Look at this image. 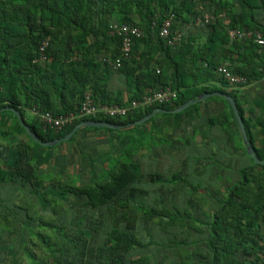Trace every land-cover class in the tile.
<instances>
[{
    "label": "trees",
    "instance_id": "obj_1",
    "mask_svg": "<svg viewBox=\"0 0 264 264\" xmlns=\"http://www.w3.org/2000/svg\"><path fill=\"white\" fill-rule=\"evenodd\" d=\"M200 7L212 18L197 26ZM170 17L171 31L183 32L175 45L159 36ZM112 23L143 31L116 70L103 61L121 53V38L108 35ZM229 29L264 34V0H0V108L17 110L40 141H50L86 120L133 123L218 91L234 99L262 160L264 47L231 40ZM220 65L247 85H230L215 73ZM114 75L120 90L110 86ZM165 87L177 93L170 103L80 118L57 131L32 113L76 112L87 90L126 105ZM90 129L122 131L126 141L104 157L110 167L101 177L76 184L44 170L66 142L42 147L11 111L0 112V264H264V165L248 156L225 99L122 130L83 127L68 142ZM67 249L78 258L69 262Z\"/></svg>",
    "mask_w": 264,
    "mask_h": 264
},
{
    "label": "built area",
    "instance_id": "obj_2",
    "mask_svg": "<svg viewBox=\"0 0 264 264\" xmlns=\"http://www.w3.org/2000/svg\"><path fill=\"white\" fill-rule=\"evenodd\" d=\"M201 15L195 20L197 26L208 23L212 15L200 7ZM173 17L165 19L159 31V36L166 41L168 45L177 44L183 35L182 31H171ZM109 36H118L121 38V53L114 61L103 59L112 66L114 70L118 69L123 59L129 57L134 39L143 37V31L128 24L112 23L108 29ZM228 36L231 40L253 41L260 47H264V34L260 30H237L229 29ZM47 46V41H44L38 48L40 61H45L44 51ZM215 73L222 76L230 85L234 87L246 86L248 80L240 75L231 73L225 65H220L216 68ZM177 93L170 87L154 90L150 93L142 95L139 99L131 101L126 105L108 104L99 99H94L92 92L87 90L84 94L83 101L76 112L67 114L53 115L49 112H39L33 110L32 113L39 119L44 128H50L55 131L62 129L65 126L71 125L74 121L80 118H116L125 117L138 109H147L155 105L170 103L175 100Z\"/></svg>",
    "mask_w": 264,
    "mask_h": 264
},
{
    "label": "crops",
    "instance_id": "obj_3",
    "mask_svg": "<svg viewBox=\"0 0 264 264\" xmlns=\"http://www.w3.org/2000/svg\"><path fill=\"white\" fill-rule=\"evenodd\" d=\"M110 86L112 89L120 90L123 87V83L121 82L119 77L114 75L110 82ZM197 122L199 125L204 124V117H200ZM114 133L115 132H106L103 130L94 129L86 130L79 135L77 139L78 142H76L69 148V152H66L67 148L65 147V145L64 147H62L64 149L63 153L60 152L61 148L56 149V151H51V159H57L58 156H60L63 158L64 163L65 161H68L67 156H74V159L76 161L75 163H73L74 167H71V169L73 168V170L72 172H70V174H74L75 176L79 177V180H81L82 176L87 173V177L86 179H84L85 182L80 183H92V180L98 177L97 172H99L100 174V169L97 172L94 169L95 165H98V163H95L96 159L104 158L107 155H109L110 158L118 155L122 146L121 142L126 141V137L124 135L117 136ZM100 147H103L104 149H100ZM54 153L56 154L54 155ZM68 154L71 155L69 156ZM50 162L52 164L53 160H50ZM51 164H49V166ZM66 167L67 164H64V168ZM63 173L65 172L63 171Z\"/></svg>",
    "mask_w": 264,
    "mask_h": 264
},
{
    "label": "water",
    "instance_id": "obj_4",
    "mask_svg": "<svg viewBox=\"0 0 264 264\" xmlns=\"http://www.w3.org/2000/svg\"><path fill=\"white\" fill-rule=\"evenodd\" d=\"M209 97H220V98L225 99L229 103V105H230V107H231V109L233 111V114L235 116V119L237 121V124H238V127H239V131H240V134H241V137H242L243 145L246 148V152H247L248 156L256 164L264 165V159L259 160L256 157V155H255L254 149L250 145V142L248 140V137H247V134H246V131H245V128H244V124L242 122L241 117L239 116L238 109H237V106H236V103H235L234 99L231 96L225 95V94H223L221 92H218V91L212 92V93L201 94L196 99H190V100L186 101L185 103L181 104L179 107H177V108H175L173 110H167L165 108L157 107V108L153 109V111H151L150 113H148L147 115H145L144 117H142L141 119H139V120H137V121H135L133 123L112 124V123H106V122H103V121L86 120V121H83V122H80L79 124H77L72 129V131L67 133L64 137L53 139V140H50V141H40L39 138L37 137V135L34 132H32L29 129V127L24 123V121H23V119L21 117V114L17 110H15L13 108H10V107H5V108H0V112H2V111H11L17 117L20 125L26 131V134L28 135V137L30 139H32L34 142L38 143L42 147H52V146L58 145L61 142L68 141L75 132H77L79 129H81L83 127H95V128H108V129H112V130H122V129H125V128H128V127H131L133 125H141V124L145 123L146 121H148L150 118L154 117L156 114L182 112L183 110H185L189 106H191V105H193V104H195L197 102L203 101V100H205V99H207Z\"/></svg>",
    "mask_w": 264,
    "mask_h": 264
},
{
    "label": "rangeland",
    "instance_id": "obj_5",
    "mask_svg": "<svg viewBox=\"0 0 264 264\" xmlns=\"http://www.w3.org/2000/svg\"><path fill=\"white\" fill-rule=\"evenodd\" d=\"M259 90V87H254V88H252L251 90H250V95L248 96V98H252V97H254V95H255V93H256V91H258ZM251 105V104H250ZM247 109V108H246ZM31 117H30V115L29 114H26V119H30ZM115 135H117V136H119V135H124V133L122 132V131H117V132H115L114 133ZM79 137V135L76 137V138H78ZM75 138V139H76ZM25 142H27L26 140H25ZM66 143L64 144L65 145V147L67 148V151L66 152H69V148L72 146V145H74V140L72 141V142H68V141H65ZM100 149H104L103 147H100ZM55 151H56V148H55ZM116 151V150H115ZM60 152H64V149H61L60 150ZM59 152V153H60ZM56 153H54V155H55ZM61 154V153H60ZM67 155V154H66ZM66 155H65V158H66ZM69 156L71 155V154H68ZM59 158V159H58ZM58 158L57 159H51V160H53V162H52V164H51V162L49 161V163L51 164L50 166H47L46 165V167H45V171L47 172V173H53L54 175H66L67 177H69V178H71V181H73L74 183H76V184H78V183H80V182H85V180L84 179H86V177H87V173H85L83 176H82V179L81 180H79V177H77V176H75L74 174H70V172H72V170H73V168L71 169V167H74V164L73 163H75V159H74V156H70V157H68L67 156V158H68V161L66 162H64L63 163V158L62 157H60V156H58ZM67 160V159H66ZM105 162V163H104ZM110 161L109 160H105L104 158H100V159H96V161H95V163H98V165L96 164L95 165V167H94V169L96 170V172L100 169V174H99V172H97V175H98V178L99 177H101L104 173L102 172V170L104 171V170H107L106 168H109L110 167V164H107V163H109ZM101 163H103V165L100 164ZM64 164H67V167L66 168H64ZM63 171L65 172V173H63ZM82 171V170H81ZM81 171H80V173H81ZM105 172V171H104ZM44 174V173H43ZM65 178H64V176H61L60 177V180H64ZM64 181H66V180H64ZM182 206H183V201H182V204H181ZM181 206V207H182ZM65 253H66V255H67V260L69 261V262H71V261H73V260H75V258H78L77 256L78 255H76V254H73L72 252H70L68 249L65 251ZM91 256L90 255H88V257H86V259L88 258V259H91L90 258ZM87 259V260H88ZM89 261V260H88Z\"/></svg>",
    "mask_w": 264,
    "mask_h": 264
}]
</instances>
